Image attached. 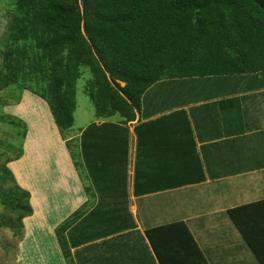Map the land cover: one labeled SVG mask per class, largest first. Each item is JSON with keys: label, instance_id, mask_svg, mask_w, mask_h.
Masks as SVG:
<instances>
[{"label": "crops", "instance_id": "crops-1", "mask_svg": "<svg viewBox=\"0 0 264 264\" xmlns=\"http://www.w3.org/2000/svg\"><path fill=\"white\" fill-rule=\"evenodd\" d=\"M25 100L35 120L24 119L23 155L7 167L29 193L32 214L23 219L15 261L65 264L55 229L81 209L66 234L76 264H158L145 230L177 221L209 264L245 260L247 246L227 211L264 200V71L151 86L130 124L126 161L105 163L112 172L96 173L98 192L85 170L78 174L55 128L48 123L51 138L38 131L46 114L40 101ZM26 107L22 99L16 113ZM136 169L152 172L136 180ZM89 183L93 194L84 192ZM228 249L244 254L238 260Z\"/></svg>", "mask_w": 264, "mask_h": 264}, {"label": "trees", "instance_id": "trees-1", "mask_svg": "<svg viewBox=\"0 0 264 264\" xmlns=\"http://www.w3.org/2000/svg\"><path fill=\"white\" fill-rule=\"evenodd\" d=\"M1 54L0 91L15 85L47 104L76 171L85 170L98 192L96 173L112 172L105 163L119 156L126 161L125 127L140 114L151 86L264 71V0H15ZM80 67L90 71L84 92L96 121L104 122L68 139ZM116 116L117 123L105 122ZM19 157H7L0 173L1 205L15 215L3 222L15 236L32 214L29 193L7 167ZM146 172L136 169L135 179ZM8 181L12 187L3 188ZM84 192L93 194L90 183ZM83 213L77 210L55 229L65 264H76L66 232ZM227 215L264 264V200ZM145 236L158 264H209L183 221L147 229Z\"/></svg>", "mask_w": 264, "mask_h": 264}, {"label": "rangeland", "instance_id": "rangeland-1", "mask_svg": "<svg viewBox=\"0 0 264 264\" xmlns=\"http://www.w3.org/2000/svg\"><path fill=\"white\" fill-rule=\"evenodd\" d=\"M14 1L15 0H0V66L2 62L1 53L4 49V39L6 38L8 33V26L10 23V17L12 15V7ZM80 73L81 75L76 81V85H75L76 109L73 114L74 125L67 133V137L73 134H77L80 132V130H85L86 128H88L93 124L95 125L102 124V123H96L93 105L90 99L88 98V96L84 92L85 86L91 78L90 71L86 67H80ZM26 96L32 99H36L37 101H40V104L43 105V107L46 109V114H44V116H42L41 118L40 117L37 118L36 123L38 125V131L40 130L43 131L46 128V132H45L46 137L51 138L52 133L50 131V127L48 126V123H50L51 127H53V129L55 128L57 134L60 135L58 129L56 128L53 122V117L50 113V110L47 104L43 100H41L40 98H38L37 96L33 95L28 91L25 90L22 91L21 89H18L17 86L15 85H11L1 90L0 91V173H2V166L4 165L5 159L7 157L14 158L19 153H20V157H22L24 152L23 145L25 143V140H27L26 134L28 133V123H26L25 120H28L29 124H30L29 118L33 117V119L35 120V114L30 109L31 102L28 103V101L25 100ZM22 99L24 104L27 105V107L22 114H19L16 113V110L18 107L21 106ZM113 118L118 119L119 121V118L117 116ZM12 119L14 120L15 124H11L10 120ZM41 120H43V124ZM118 121L111 120L105 122H110L115 124ZM130 124H128L125 127L128 132V141H129V129L132 128ZM22 132L23 133L26 132L24 137L22 136ZM31 135H33V133L30 132V136ZM124 136L125 135L121 132L118 141L121 142ZM44 137L45 136H41L40 139H43ZM48 139L49 138H47L46 140ZM69 139H76V138H69ZM77 139H79V137ZM55 149H56V143L55 146L53 145L49 146V151L54 152ZM116 154L118 155L119 151H116L114 153V155ZM51 155H53V153ZM48 158L49 157L46 158L47 161L49 160ZM151 172L152 171H147L146 173L150 174ZM2 187L3 188L12 187V183L8 181L4 185H2ZM7 218L14 219L15 215L10 213L8 210H6L1 205L0 202V264H22L20 261H15L18 258V254L20 253L19 249H17L18 247H16L19 236H15L13 234V230L5 226V223L3 221ZM230 223L233 228L234 226L232 222ZM201 236H202V240H204L205 238L212 237V235H208V234L206 235L202 234ZM244 251L247 260L245 258L244 261H229L228 263L258 264V262L255 261L253 255L250 253V251L247 248H244ZM227 252L230 254V256H234V254H236V259L238 260L241 259V256L244 254L243 251L242 252L237 251L236 253L235 250L233 249H228Z\"/></svg>", "mask_w": 264, "mask_h": 264}]
</instances>
